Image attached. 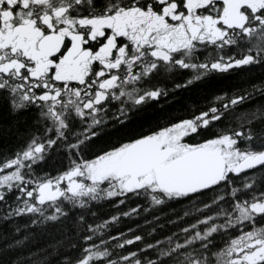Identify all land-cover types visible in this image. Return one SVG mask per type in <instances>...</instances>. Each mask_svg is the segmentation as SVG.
I'll list each match as a JSON object with an SVG mask.
<instances>
[{"label":"snow or ice","instance_id":"1","mask_svg":"<svg viewBox=\"0 0 264 264\" xmlns=\"http://www.w3.org/2000/svg\"><path fill=\"white\" fill-rule=\"evenodd\" d=\"M226 6L0 0V264H264V0ZM150 146L198 174L113 167Z\"/></svg>","mask_w":264,"mask_h":264},{"label":"water","instance_id":"2","mask_svg":"<svg viewBox=\"0 0 264 264\" xmlns=\"http://www.w3.org/2000/svg\"><path fill=\"white\" fill-rule=\"evenodd\" d=\"M230 2L234 4V0H228V3ZM229 17L235 18L234 9L229 12ZM113 167L128 174L146 173L154 177L162 188L178 187L180 181L198 174L199 171L187 160H173L171 156L165 158L152 146L132 158L115 162ZM103 171L104 169H101V172Z\"/></svg>","mask_w":264,"mask_h":264},{"label":"trees","instance_id":"3","mask_svg":"<svg viewBox=\"0 0 264 264\" xmlns=\"http://www.w3.org/2000/svg\"><path fill=\"white\" fill-rule=\"evenodd\" d=\"M236 80H237V78L234 76H232V77L226 76L224 78H213L208 83H206L204 85H197V87L198 88L203 87V89L206 92L217 91L220 89H226V88L233 87L236 83ZM184 96L190 97L193 100H197V101L200 100V96H198L195 91L185 93ZM15 142H16L15 135L10 133L9 137L6 139V143L10 146H14ZM4 144H5V141L0 139V147H3ZM137 204L147 205L148 201H147V199L130 200L129 206L135 207ZM164 211H167V209L156 208V209H153L151 212H148L147 214H145L144 208L142 207L140 212L136 214L140 218L139 221H133L132 219H129V220L124 221L123 223L125 224V226H127L128 224H131V223L142 222L143 220L150 219V218L156 216L158 213H161ZM167 219H170V217H168ZM167 219H162L160 221V223L166 224Z\"/></svg>","mask_w":264,"mask_h":264},{"label":"flooded vegetation","instance_id":"4","mask_svg":"<svg viewBox=\"0 0 264 264\" xmlns=\"http://www.w3.org/2000/svg\"><path fill=\"white\" fill-rule=\"evenodd\" d=\"M241 2V0H234V4L233 3H228V6H226L225 8V15L229 16V12L233 9L231 6L234 5H238ZM58 46V45H56ZM42 49H48L50 47H52V44L50 42H42L41 45Z\"/></svg>","mask_w":264,"mask_h":264}]
</instances>
